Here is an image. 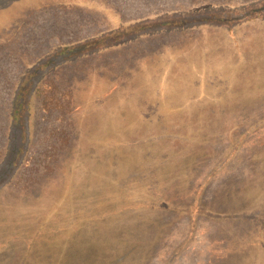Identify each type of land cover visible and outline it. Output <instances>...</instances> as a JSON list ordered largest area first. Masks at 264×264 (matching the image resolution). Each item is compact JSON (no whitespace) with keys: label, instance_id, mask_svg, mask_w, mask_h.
I'll return each mask as SVG.
<instances>
[{"label":"rangeland","instance_id":"obj_1","mask_svg":"<svg viewBox=\"0 0 264 264\" xmlns=\"http://www.w3.org/2000/svg\"><path fill=\"white\" fill-rule=\"evenodd\" d=\"M263 3L0 0V264H264V16L73 60L13 118L57 46Z\"/></svg>","mask_w":264,"mask_h":264},{"label":"trees","instance_id":"obj_2","mask_svg":"<svg viewBox=\"0 0 264 264\" xmlns=\"http://www.w3.org/2000/svg\"><path fill=\"white\" fill-rule=\"evenodd\" d=\"M219 9L221 10L204 9L208 11L199 10L175 16L169 14L165 17L133 22L122 25L115 30L103 33L93 38L57 46L50 59L40 61L23 77L17 94L14 97L13 118L15 122L21 118L22 114L32 110V106L34 105L36 99H44L42 84L45 76H47L50 71L56 70L62 65H65L73 60L94 55L102 51L119 49L133 42L135 39L138 40L146 38L156 32L158 33L168 29H177L179 27L187 28L190 24L192 26H203L209 25L212 22L220 27L228 28L229 26V28H231L234 24L243 22L245 19L254 17L263 18L264 16V3L243 9ZM45 101L51 103L49 96L45 98ZM57 103H59L58 100ZM31 104L32 106L30 110L29 107ZM19 128L20 130L17 127L12 130L14 135L17 137V140H19V147L17 148L15 144L17 140L13 141L10 147L9 159L7 160L8 167L15 166V163L12 162L15 149L17 148V154H15L17 155L16 160L19 161L22 146L24 148L26 143L28 144V141L24 140V138H27L28 134L27 125L26 127L19 126Z\"/></svg>","mask_w":264,"mask_h":264}]
</instances>
